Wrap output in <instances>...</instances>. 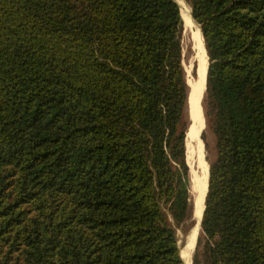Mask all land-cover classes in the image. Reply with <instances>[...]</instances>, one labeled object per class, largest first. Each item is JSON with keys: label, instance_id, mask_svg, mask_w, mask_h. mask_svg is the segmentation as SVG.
Masks as SVG:
<instances>
[{"label": "trees", "instance_id": "obj_1", "mask_svg": "<svg viewBox=\"0 0 264 264\" xmlns=\"http://www.w3.org/2000/svg\"><path fill=\"white\" fill-rule=\"evenodd\" d=\"M188 2L216 141L197 247L264 264V0ZM179 8L0 0V264H183Z\"/></svg>", "mask_w": 264, "mask_h": 264}, {"label": "rangeland", "instance_id": "obj_2", "mask_svg": "<svg viewBox=\"0 0 264 264\" xmlns=\"http://www.w3.org/2000/svg\"><path fill=\"white\" fill-rule=\"evenodd\" d=\"M176 1L180 6L179 9L181 12V16L183 15L187 19L193 20V22H189V24H186L185 21L183 20V31H182V39H181L182 66L184 69L186 90L189 96V84L187 81L188 79H192V80L199 79L200 70L202 68V62L199 61L200 54L198 53V49L194 41L196 40V37H197V34L195 33H199L200 38H202V35L200 33L199 25L196 23V21H194V19L192 18L190 14L191 10H190V5H189L188 0H176ZM201 41H202L204 52H205L203 39H201ZM207 63H208V56H207ZM203 100H204V97L202 99V104H201V99H200V107H201L200 115H201V118H203V122H204V116H205L206 124H205V128L203 129V132L201 133V137L199 136V144H198V148H197V152L195 156L191 154L188 158L187 151H186V145H187L186 139H187V133H188L187 128H189V125L192 124V121H193L191 118V111L189 107L190 104L187 106L188 101L184 105V110L182 113V118H181V123H180L185 133L184 144H185V163L188 167L187 186L189 190V215H188V219L183 224H181L179 227L175 229H176V234L178 237V244L180 247L181 258L184 264H194L193 258H194V253L196 252V248L199 251V260H200L199 264H204L203 262L204 259L202 258V248L201 246L199 248L197 247V242H196V247L194 250L195 238L197 235L199 238L201 237L202 229L201 228L199 229L201 211L195 201V198L193 197V194H194L193 188L195 190H198V191L200 190L202 192L203 198H202L200 205L202 206V209H203L204 196H205L204 193L206 192V187H207L206 180H207L208 167L210 168L211 163L216 158V141H215L213 130L210 127L209 123L207 122V118L205 114L206 111H205ZM202 124L203 125H201L200 130L204 126V123ZM198 237H197V240H198Z\"/></svg>", "mask_w": 264, "mask_h": 264}, {"label": "bare ground", "instance_id": "obj_3", "mask_svg": "<svg viewBox=\"0 0 264 264\" xmlns=\"http://www.w3.org/2000/svg\"><path fill=\"white\" fill-rule=\"evenodd\" d=\"M183 20L185 21L186 24H189V22H193V20L187 19L184 16H183ZM195 34H197V37H196V40H194V41H195V45L198 49V53L200 54V60L199 61L202 62V68H201V70L199 69L200 70L199 79H197V80L188 79V81H187L189 84V96L187 98L188 99L187 100L188 101L187 106L190 104L189 107H190V111H191V118L193 120L192 124L189 125L188 133H187V139H186V143H187L186 151H187L188 158L191 154H193V156H195V154L197 152L198 144H199V136L201 137V133L203 132V129L205 128V117H204V122H203V118H201V115H200L201 114V112H200V108H201L200 107V99L202 101L201 97L204 93L205 81H206V71H207V64L208 63H207V56H206V53L204 52L203 44H202V41L200 38V34L199 33H195ZM199 64H201V63H199ZM199 70H198V72H199ZM202 123H204V126L200 130L201 125H203ZM199 132H200V134H199ZM207 181H208V173H207ZM193 190H194L193 197L195 198V201H196L197 205L199 206V209H200L201 214H202V206L200 205L202 198H203L202 192L200 190L199 191L195 190L194 188H193ZM206 190H207V187H206ZM205 193H204V195H205ZM203 207H204V203H203ZM200 219H201V215H200ZM199 229H200V221H199Z\"/></svg>", "mask_w": 264, "mask_h": 264}, {"label": "water", "instance_id": "obj_4", "mask_svg": "<svg viewBox=\"0 0 264 264\" xmlns=\"http://www.w3.org/2000/svg\"><path fill=\"white\" fill-rule=\"evenodd\" d=\"M176 1V0H175ZM177 3V2H176ZM190 14H191V11H190ZM191 16H192V14H191ZM193 18V17H192ZM199 28H200V26H199ZM200 33H201V29H200ZM202 34V33H201ZM202 38H203V36H202ZM203 41H204V39H203ZM205 46V45H204ZM208 66H209V62H208V64H207V69H208ZM206 75H207V71H206ZM205 88H206V81H205ZM205 88H204V92H205ZM203 97H204V93H203V95H202V99H203ZM208 178H209V167H208ZM207 191H208V181H207V190H206V193H205V197H206V194H207ZM205 197H204V207H203V209H202V214H201V219H200V228H201V221H202V216H203V212H204V208H205ZM197 237H198V235L196 236V238H195V242H194V250H195V247H196V242H197ZM180 257H181V254H180ZM182 259V258H181ZM183 261V260H182ZM184 264V263H183Z\"/></svg>", "mask_w": 264, "mask_h": 264}]
</instances>
